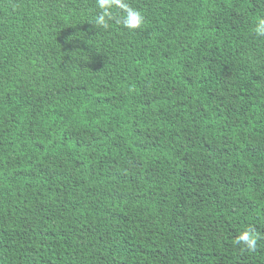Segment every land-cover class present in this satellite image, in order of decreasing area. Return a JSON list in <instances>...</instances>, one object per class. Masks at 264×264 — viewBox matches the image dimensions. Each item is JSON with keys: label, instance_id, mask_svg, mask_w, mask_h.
Here are the masks:
<instances>
[{"label": "trees", "instance_id": "trees-1", "mask_svg": "<svg viewBox=\"0 0 264 264\" xmlns=\"http://www.w3.org/2000/svg\"><path fill=\"white\" fill-rule=\"evenodd\" d=\"M0 264H264V0H0Z\"/></svg>", "mask_w": 264, "mask_h": 264}, {"label": "clouds", "instance_id": "clouds-1", "mask_svg": "<svg viewBox=\"0 0 264 264\" xmlns=\"http://www.w3.org/2000/svg\"><path fill=\"white\" fill-rule=\"evenodd\" d=\"M99 6L101 8H106V0H99ZM108 13L107 11H105L103 16H100L96 23L99 25H105L106 26V22H105V16H107ZM137 16V23L135 25H127V22L125 21L126 26L128 27H139L140 24L143 22V18L139 15V13H136ZM244 239L248 242L249 247L250 248H254L255 247V238L251 237V236H245Z\"/></svg>", "mask_w": 264, "mask_h": 264}]
</instances>
